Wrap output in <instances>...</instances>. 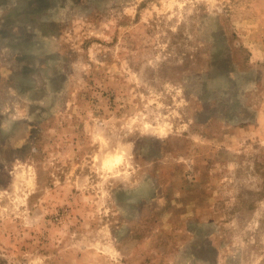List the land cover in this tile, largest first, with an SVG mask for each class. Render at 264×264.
Listing matches in <instances>:
<instances>
[{"label":"rangeland","instance_id":"374dc122","mask_svg":"<svg viewBox=\"0 0 264 264\" xmlns=\"http://www.w3.org/2000/svg\"><path fill=\"white\" fill-rule=\"evenodd\" d=\"M0 264H264V0H0Z\"/></svg>","mask_w":264,"mask_h":264}]
</instances>
